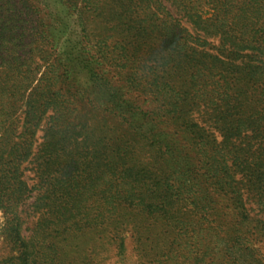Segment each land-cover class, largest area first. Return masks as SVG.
Returning a JSON list of instances; mask_svg holds the SVG:
<instances>
[{"label":"trees","instance_id":"obj_1","mask_svg":"<svg viewBox=\"0 0 264 264\" xmlns=\"http://www.w3.org/2000/svg\"><path fill=\"white\" fill-rule=\"evenodd\" d=\"M20 3L0 0V233L8 249L0 264H93L109 235L123 261L126 230L156 264L172 253L173 264H264L251 239H264V219L247 206L264 213V0H120L130 50L143 52L136 62L124 51L132 78L89 68L76 86L71 75L87 65L69 52L35 78L48 33ZM69 14L87 44L86 17ZM144 87L161 108L133 101ZM70 99L121 130L106 119L68 121L61 109ZM203 105L219 113L210 118L218 139L192 116Z\"/></svg>","mask_w":264,"mask_h":264},{"label":"rangeland","instance_id":"obj_2","mask_svg":"<svg viewBox=\"0 0 264 264\" xmlns=\"http://www.w3.org/2000/svg\"><path fill=\"white\" fill-rule=\"evenodd\" d=\"M15 1H21L19 4L20 7L23 5V8L25 6L31 8L28 11L29 15H27L31 22H35L37 18H41L40 23L42 25L37 28V31L44 29L48 33L47 45L40 49L39 52L34 56V60L40 64V72L36 74V79L40 77L41 73L44 72L45 68L48 67L49 64L56 60L61 52L72 53L73 58L79 59L77 62L82 61L87 65L85 69L81 70L77 74V77L71 75L70 79L73 80L71 83L75 84V86L76 78L82 80L86 79L90 73L88 71L89 68H94L99 76H116L122 83H124L127 78H132L130 76V72L132 71L130 66H132V62L129 61L128 63H124L125 60L128 59V57H126V53L132 54L134 60L138 62L143 52H140L139 50V52L133 54L130 50V46L127 42L132 38L131 34L133 35L129 28L130 21L128 18L130 16H128L129 14L127 13H125L123 16V6L122 8L120 7L122 5V3H119L120 0H100L103 7L101 5L91 4V8L90 4H87L86 6V0ZM66 5L69 10L67 12H63L66 9ZM97 6H101V8L97 9ZM209 8L210 7L207 5L202 7L203 16L209 15ZM74 10L80 13V19H82L83 22L86 17L88 22L86 27L90 32H92L91 40L87 44H85L83 41L78 42L80 37H76L78 33H85L87 30L85 29V31L80 32L82 29V25H80L81 21L77 22V20H75L76 16L69 14L74 12ZM24 11L26 12V10ZM45 24L49 25V29L45 28ZM49 41L52 43L48 44ZM118 41H120V43H117ZM66 54L67 53H63L64 56H66ZM144 58L145 56L142 58V60ZM35 83L36 81L34 84ZM66 84L67 83L65 82V86ZM55 86L56 88L59 86L61 87L59 82ZM145 88L148 87H144L143 91L147 93L145 96L143 95L136 98L133 93L130 95L132 99H134L133 101H136L138 104H140L143 107V111H149L152 108L155 110L157 106L161 108V100H153V98H156L155 95L152 94L154 91ZM71 90H73V88ZM65 92V89H63L61 93ZM158 99H161V97H158ZM146 100H152V102H148ZM64 105L66 109L62 108L61 110L63 111L61 114H64V118L68 119V121L92 125L102 121L103 119H106V122H108L111 126L115 124L118 131L121 130L122 126L117 125L113 118L109 120L106 116L103 117V112H95L87 108V105L85 106L81 102L73 103L70 99L68 102H65ZM141 114L142 113H140L139 116H141ZM218 115L219 113L213 112L211 108H207L205 105H203V107L200 106L199 108L192 111V116L195 118V121L198 124L204 126L206 131L216 135L217 139L219 138L217 133L218 131L216 130L210 118H217ZM55 116H57V114H55ZM44 121L45 122L43 125L40 126V130L37 132V142L42 140L46 128L49 127L50 123L46 120ZM176 126V124H167L164 129L171 130L174 135L179 136L180 130L176 129ZM111 129V132L108 134L109 139L115 137V130L112 127ZM186 132L189 133L190 129H187ZM25 179L29 185H32L34 182L33 173L31 171H26ZM106 203L107 202H104V204ZM247 206L253 209L251 212L252 215H257V217L264 219V213L258 212V210L255 208V204L250 202L247 203ZM192 216L195 220H197V215ZM2 221L3 217L2 213L0 212V226ZM201 227L204 226L202 225ZM121 235L124 238L126 248L123 261H120L119 257L116 255L115 245L109 235L102 238L101 249L99 250L98 254L93 253V255H91V262L93 264H156L155 262H152V258L140 257L139 253L136 251V236L133 235L132 231L126 230L122 232ZM197 237L201 239L207 237L211 241L210 237L204 236L202 233H198ZM251 239L258 252L261 253L262 257L264 258V239L252 235ZM84 247L88 250V252H90L92 247L95 248V243L88 241L85 243ZM217 252H215L216 256L218 255ZM7 253V246L0 233V259L5 257ZM179 253L181 254L182 252L177 249L175 254ZM175 260H177V257L175 258L174 253H172L168 256V259L165 257L164 262H167V264H173Z\"/></svg>","mask_w":264,"mask_h":264}]
</instances>
